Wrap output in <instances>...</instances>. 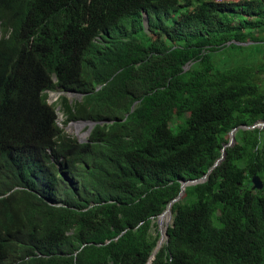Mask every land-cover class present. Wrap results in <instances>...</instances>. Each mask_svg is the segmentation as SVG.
<instances>
[{
  "label": "trees",
  "instance_id": "1",
  "mask_svg": "<svg viewBox=\"0 0 264 264\" xmlns=\"http://www.w3.org/2000/svg\"><path fill=\"white\" fill-rule=\"evenodd\" d=\"M0 22L5 123L46 124L52 113L39 95L43 76L15 103L25 87L12 86L5 67L61 60L67 43L75 71L90 78L85 89L94 88L84 112L110 121L91 132L100 164L88 192L64 205L0 199V242L25 233L34 255L14 264H264V185L251 181L264 182V126H244L264 120V0H0ZM234 127L206 180L165 210ZM23 173L7 159L0 193ZM4 256L0 246V264H11Z\"/></svg>",
  "mask_w": 264,
  "mask_h": 264
},
{
  "label": "clouds",
  "instance_id": "2",
  "mask_svg": "<svg viewBox=\"0 0 264 264\" xmlns=\"http://www.w3.org/2000/svg\"><path fill=\"white\" fill-rule=\"evenodd\" d=\"M143 18L147 22L146 12ZM83 26L90 32L87 21L83 22ZM13 33V26H8L2 35L10 39ZM21 34L22 30H17L15 38L20 40ZM75 55V46L67 43L62 49L61 60L35 57L18 68L5 67V71L10 73L12 86L25 87L21 97L14 100L15 103L27 101L31 95L28 89L30 80L43 76L39 95L52 113L46 124L21 117H15L7 124L3 114L9 110L4 107V102L0 103V175L5 171L7 159L14 162L18 160L24 170L16 184L0 193V199L8 198L9 202L16 199L24 205L32 199H41L49 205H64L65 201L88 192L94 184L93 177L100 164V154L91 139V132L97 124L102 126L110 121L92 119L84 112L82 104L94 88L91 85L89 90L85 89L90 78L75 71L72 64ZM10 166L16 167L15 163ZM36 173L48 177L35 178ZM33 181L38 185L34 186ZM0 246L5 250L4 257L11 264L19 258L34 256L29 252L25 233L0 242ZM35 253L41 255L40 252Z\"/></svg>",
  "mask_w": 264,
  "mask_h": 264
},
{
  "label": "water",
  "instance_id": "3",
  "mask_svg": "<svg viewBox=\"0 0 264 264\" xmlns=\"http://www.w3.org/2000/svg\"><path fill=\"white\" fill-rule=\"evenodd\" d=\"M245 127H255V126H259V127H263L264 126V120H259L256 123L252 124V125H244ZM237 129V127H234L231 129L230 131V136H229V140L223 145L222 150H221V155L215 160V162L208 168V170L200 177L198 178H192V179H185L181 181V189L178 193L177 196H175L172 200H170V202L167 204V207L165 208V210L170 209L171 211V204L178 200L179 198H181L182 194L184 193L185 190V186L186 185H190V184H195V183H199V182H203L204 180H206V178L208 177L210 171L216 167L218 165V163L225 157L226 155V146H230L234 143L235 141V130ZM251 181H252V188H257V189H261L264 185V182L262 180V178L258 175V174H254L251 177ZM165 210L163 212H161L159 214V216L165 212ZM172 214V211H171ZM159 222V221H158ZM167 226L164 227L163 230H161L160 228V238L158 240L157 246L154 249V252L152 255H154L158 249V247L161 245L160 241L162 236H165V239H167L168 235H167Z\"/></svg>",
  "mask_w": 264,
  "mask_h": 264
},
{
  "label": "rangeland",
  "instance_id": "4",
  "mask_svg": "<svg viewBox=\"0 0 264 264\" xmlns=\"http://www.w3.org/2000/svg\"><path fill=\"white\" fill-rule=\"evenodd\" d=\"M235 131H236V130H235ZM71 132H72V131H71ZM158 217H159V215H158ZM158 217H157V220H158ZM171 219H172V215H171L170 221H169L165 226H167L169 223H171ZM159 228H160V223H159ZM153 256H154V255H151L150 258H153Z\"/></svg>",
  "mask_w": 264,
  "mask_h": 264
}]
</instances>
